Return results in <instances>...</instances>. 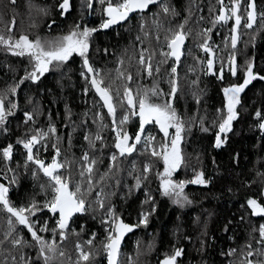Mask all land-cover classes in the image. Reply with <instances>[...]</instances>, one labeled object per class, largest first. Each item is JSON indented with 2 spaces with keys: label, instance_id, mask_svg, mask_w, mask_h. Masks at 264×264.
I'll list each match as a JSON object with an SVG mask.
<instances>
[{
  "label": "trees",
  "instance_id": "1",
  "mask_svg": "<svg viewBox=\"0 0 264 264\" xmlns=\"http://www.w3.org/2000/svg\"><path fill=\"white\" fill-rule=\"evenodd\" d=\"M62 2L0 0V37L9 41L0 43V101L5 111L0 123V184L9 189L8 199L17 209L36 204L34 214L25 215L38 236L57 245L55 253L45 250L50 257L47 264H108L103 246L116 218L132 228L121 240L118 264H161L176 250H181L176 264H264V239L259 232L264 216L256 217L248 204L256 200L264 207V132L259 127L264 117V79L259 78L264 77V0H239L241 25L235 48L231 43L233 0H223V4L218 0H156L106 29L101 28L107 19L102 11L106 4L92 0L89 8L88 0H69L64 12ZM250 3L255 5L256 21L247 28ZM222 7L230 17L227 22L216 21ZM77 25L80 30L97 29L89 37L87 58L99 75L94 77L84 67V58L73 54L62 64L49 65L38 80L27 78L35 61L27 54L14 55L19 49L10 44L22 35L33 42L38 38L45 43L56 41ZM178 31L185 34V40L176 61L166 54L171 51L168 41ZM205 41L211 54L201 47ZM142 54L144 64L140 63ZM233 57L235 78L230 71ZM209 59L213 60L211 71ZM149 63L151 75L146 70ZM249 63L257 78L239 93L230 130L220 133L219 124L227 116L223 89L243 84ZM93 78L109 89L117 123L130 111L124 101L125 87L134 95L155 88L158 95L149 91L153 103L172 104L183 125L182 162L170 177L174 183L185 182L180 197L164 195L163 159L152 155L144 139L131 153L121 155L116 149L113 117L92 87ZM173 81L175 94L171 93ZM139 130L138 116H131L123 125L129 144L135 142ZM169 130L166 138L153 122L145 125L143 136L154 137L152 145L160 151L175 136V128ZM43 133L47 135L41 139L38 134ZM217 134L223 141L220 147H216ZM97 135L101 138L96 139ZM32 136H38L34 158L45 165L55 158L63 165L57 174L68 181L71 191L79 186L77 195L85 201V210L63 230L58 227V214L52 215L45 207L53 199V182L27 159L23 142ZM10 145L11 156L5 159L3 150ZM89 164L91 173L86 171ZM198 173L203 174L205 184L190 183ZM145 218L147 222L141 223ZM81 250L91 254L88 262L80 260ZM0 264H45L40 244L3 205Z\"/></svg>",
  "mask_w": 264,
  "mask_h": 264
},
{
  "label": "snow or ice",
  "instance_id": "2",
  "mask_svg": "<svg viewBox=\"0 0 264 264\" xmlns=\"http://www.w3.org/2000/svg\"><path fill=\"white\" fill-rule=\"evenodd\" d=\"M101 5H105L103 7V15L107 17L106 20L101 24V28H108L113 24H116L120 21H123L128 18L129 14L136 10L143 11L148 7V5L155 3L156 0H118V2L113 3L112 0H99ZM221 4H223V0H218ZM93 6L92 0H88V7L91 8ZM249 11H247V23L244 25L247 28H252L253 24L256 21L255 14V5L254 3H250L248 5ZM60 8L65 12L69 9V0H63L60 4ZM165 12L168 11L167 8L164 9ZM231 16L235 18V25L232 28V36L231 43L232 47L235 48L238 40V28L241 25V16L240 12V4L239 0H233V6L231 8ZM229 16L226 14V10L222 7L220 14L216 17V21L227 22L229 20ZM183 26L181 25V28ZM97 31V29H89L87 27L80 30V26L77 25L69 34L59 38L56 41L52 42H42L39 38L36 41H30L27 36H20L19 40H17L14 44H10L11 48L19 49V51H14V55L23 56L25 54L29 55V57L35 61L34 71L29 74L27 78L32 79L33 81L38 80L40 76H42L45 72L49 70V65H52L54 62L59 65L63 62L67 61L69 57L73 54H77L83 57L84 67L90 73H94V77L98 76V72H94V70L89 66V61L87 58V53L89 50V37L93 32ZM185 34L182 31H178L173 34L172 38L168 41V48L171 50L166 55L175 57L176 61L180 60L181 56V47L184 44ZM0 43L9 44V41H5L3 37H0ZM205 52H209L211 54V50L207 45V41L201 45ZM235 58H232V66L230 67V71L233 75H236V68L234 65ZM140 63L144 64L143 54L140 58ZM213 60H208V69L212 70ZM146 70L148 74L151 75L152 67L149 63L147 65ZM158 71V69H157ZM172 72H176V68H172ZM223 69H221V73ZM39 74V75H38ZM221 79L223 76L221 75ZM257 76L253 72V65L251 63L248 64L247 69L245 71V80L241 85H233L231 87L223 89L225 100H226V109L227 116L222 120L219 124L220 133H226L231 128V122L236 119L235 106L239 102L238 95L240 92L244 90V88L251 82V80L256 79ZM260 79H264V77H259ZM131 80V76L128 77ZM102 80H98L93 78L91 80V85L100 96V99L103 101L104 106L108 110V114L113 117L114 127L113 131L116 132V143L115 147L119 150L121 155L125 153H131L135 150L136 144H139L142 139L145 140V143L152 147V155L157 157H162L164 162V172L161 173V188L163 189L164 195L174 194L177 197H180L185 182L174 183L170 177L172 173L179 167L182 162V156L180 151V142H181V132L183 130V125L180 122V118L177 115L175 109L172 107L170 102H166L164 104L153 103L150 99L149 91L151 95H158L159 93L155 88L152 90H146L143 94L137 92L136 95L133 94L132 90L128 87L124 88V101L127 103V108L130 110L126 112V114L119 120L117 123L115 120L116 116V108L113 104V97L110 95L109 89L102 87ZM16 89L13 88L12 92L15 93ZM177 91L175 81L172 82L171 93L175 94ZM123 106V102H122ZM15 107V105H13ZM28 119H31L30 114H26ZM131 116H138L140 121V130L137 132L135 136V142L129 144V135L126 131H123V125L128 122ZM257 116H260V113H257ZM5 119V111L3 108L2 101H0V123H2ZM155 122L159 126L161 132L164 133V136L169 137V128H175V136L171 138L170 146L168 144H162L160 151H157L156 148L152 145V140L154 137H144L143 133L145 131V125ZM259 127L262 131H264V122L259 124ZM206 130V129H205ZM51 132H54V128H50ZM47 133L38 134V136L42 139L46 136ZM38 136H32L30 140L23 142V146L27 149V159L28 161H33L36 163L40 170L43 171L44 175L49 177V179L53 182L51 186V190L53 192V199L45 204V207L49 209V211L53 213H59L60 219L58 221V227L63 230L66 228L68 219L76 212H83L85 210V201L83 198L79 197L77 193L80 192L79 186H77L76 191L73 192L69 189L68 181L64 180L59 174H57V169L63 167L60 163L53 158L52 163L45 165L42 160L35 159L33 155V145L38 143ZM101 137L97 135L96 139H100ZM87 139V137H86ZM223 141L219 134H217L216 147H220ZM11 145L3 150V157L5 159H9L11 156ZM57 151V155H58ZM85 161L88 160V156L85 155L83 158ZM113 161L116 160V156L112 157ZM92 163H95L93 161ZM149 169L146 167L145 171L147 172ZM86 171L88 173L92 172V165L89 164L86 167ZM83 175V173H82ZM190 183L196 184H205L206 181L203 179V174L198 173L196 178ZM89 184H91V180L89 179ZM179 189V191H177ZM9 189L5 187L3 184H0V205H3V208L9 212L12 216H14L17 222L20 225L25 226L28 231L31 233L32 238L40 244L41 247V255L45 257V264H47L50 257L45 255V250L49 253H55L57 251V245L55 242L48 243L42 239V237L37 235V232L33 230V226L29 220V216L25 215V213L34 214V210L36 209V204L33 203L31 207L25 208L20 207L16 208L11 205L8 199ZM186 199V197H184ZM249 206L253 209V214H256L257 210L259 213L264 214V207H261L256 200H249ZM103 207V204H101ZM106 223L108 221H105ZM146 218L141 220V223H146ZM132 230L131 226L124 224L122 221H118V218L112 221V228L109 231L107 236V243L104 244V249L107 254L108 264H118L117 257L119 255L120 243L126 232H130ZM40 231H46V228H41ZM260 236L264 239V225H262L259 229ZM61 239L65 238L64 232H60ZM19 243V241H16ZM89 244L92 241H88ZM80 245H77V248L80 249ZM63 255V252L60 253ZM90 253L84 252L81 250L80 252V260L84 262H88L90 260ZM181 255V250H176L174 255L166 257L161 264H176V259ZM251 255V253H249ZM251 264V261L248 262Z\"/></svg>",
  "mask_w": 264,
  "mask_h": 264
},
{
  "label": "water",
  "instance_id": "3",
  "mask_svg": "<svg viewBox=\"0 0 264 264\" xmlns=\"http://www.w3.org/2000/svg\"><path fill=\"white\" fill-rule=\"evenodd\" d=\"M215 26V25H214ZM235 58V57H234ZM234 65H235V68H236V60L234 61ZM231 66H232V63H231ZM232 73V72H231ZM232 77L233 78H235L236 77V75H233L232 74ZM261 122H264V117H263V119H262V121ZM262 132H264V131H262ZM51 212V211H50ZM78 212H76V213H73V215L68 219V223H67V225L71 222V220H72V218L77 214ZM51 214L52 215H56V214H58V218L60 219V216H59V213L57 212V213H53V212H51Z\"/></svg>",
  "mask_w": 264,
  "mask_h": 264
},
{
  "label": "bare ground",
  "instance_id": "4",
  "mask_svg": "<svg viewBox=\"0 0 264 264\" xmlns=\"http://www.w3.org/2000/svg\"><path fill=\"white\" fill-rule=\"evenodd\" d=\"M64 12H65V11H64ZM133 12H135V11H133ZM133 12H131V13H133ZM131 13H130V14H131ZM130 14H129V15H130ZM123 21H124V20H123ZM123 21H120V22H123ZM120 22H118V23H120ZM118 23H116V24H118ZM116 24H115V25H116ZM115 25H113V26H115ZM111 27H112V26H111ZM108 28H110V27H108ZM236 75H237V73H236ZM254 215H255L256 217H263V216H264V214H261V213H259V212H257V213L254 214ZM251 264H254V263H251Z\"/></svg>",
  "mask_w": 264,
  "mask_h": 264
},
{
  "label": "rangeland",
  "instance_id": "5",
  "mask_svg": "<svg viewBox=\"0 0 264 264\" xmlns=\"http://www.w3.org/2000/svg\"><path fill=\"white\" fill-rule=\"evenodd\" d=\"M113 25H115V24H113ZM113 25H111V26H113ZM111 26H110V27H111ZM168 131L170 132V130H168ZM170 144H171V142H170ZM51 163H52V162H51ZM51 163H50V164H51ZM126 233H127V232H126ZM126 233H125V234H126ZM125 234H124V235H125Z\"/></svg>",
  "mask_w": 264,
  "mask_h": 264
},
{
  "label": "flooded vegetation",
  "instance_id": "6",
  "mask_svg": "<svg viewBox=\"0 0 264 264\" xmlns=\"http://www.w3.org/2000/svg\"><path fill=\"white\" fill-rule=\"evenodd\" d=\"M257 212H259V211L257 210ZM257 212H256V213H257Z\"/></svg>",
  "mask_w": 264,
  "mask_h": 264
}]
</instances>
